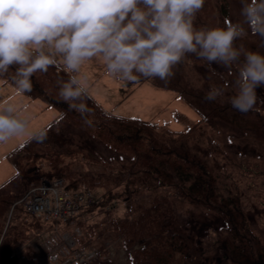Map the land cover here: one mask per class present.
<instances>
[{
	"label": "trees",
	"instance_id": "1",
	"mask_svg": "<svg viewBox=\"0 0 264 264\" xmlns=\"http://www.w3.org/2000/svg\"><path fill=\"white\" fill-rule=\"evenodd\" d=\"M232 1L205 0L196 25L233 21ZM240 44L264 54L259 37L249 35ZM202 66L207 67L205 61L190 55L167 82L142 78L127 83L133 86L127 95L150 83L173 91L190 106L197 118L179 131L119 113L91 92L89 126L58 95L57 81L66 74L58 68L36 73L32 92L25 95L43 100L57 114L37 130H47L46 140L25 143L26 138L5 155L13 171L0 183V264H43L53 254L64 257L65 250L73 254L89 246L94 254L85 264H117L109 247L118 241L129 250L125 264H264V235L253 223L264 228L262 97L247 113L232 108L237 88L231 74H225L224 95L207 100L209 90L191 81ZM99 143L112 153L104 155ZM53 178L70 189L103 190L73 218L48 222L17 201L32 186ZM185 205L204 208L212 218L200 214L195 224L183 222L179 210ZM122 206L124 215L117 211ZM41 230L51 232L50 248L23 257L25 244ZM66 233L73 235L74 247H68Z\"/></svg>",
	"mask_w": 264,
	"mask_h": 264
},
{
	"label": "clouds",
	"instance_id": "2",
	"mask_svg": "<svg viewBox=\"0 0 264 264\" xmlns=\"http://www.w3.org/2000/svg\"><path fill=\"white\" fill-rule=\"evenodd\" d=\"M205 0H0V79L10 80L17 95L32 92V77L58 68V95L69 110L91 126L90 76L84 66L98 61L106 75L125 83L142 78L167 82L190 55L226 69L236 66L232 108L247 113L264 88V54L237 41L253 35L264 48V0H239V16L223 26H197ZM223 89L212 86L206 99ZM11 100L0 103V143L27 137L43 142L47 130L32 132L29 120ZM61 119L65 113H61ZM107 115V113H106Z\"/></svg>",
	"mask_w": 264,
	"mask_h": 264
},
{
	"label": "rangeland",
	"instance_id": "3",
	"mask_svg": "<svg viewBox=\"0 0 264 264\" xmlns=\"http://www.w3.org/2000/svg\"><path fill=\"white\" fill-rule=\"evenodd\" d=\"M239 9V0H233L231 12L234 22L241 19L239 16ZM212 68L215 69L218 75H213L212 71L206 66L198 68L200 74H191V81L194 82L196 87H203L208 90H210L212 86L222 87L226 82L225 74H231L235 81L237 79L235 65L231 69H226L219 65H212ZM83 70L90 76V92L93 96L108 107H114L116 105L115 110L117 112L151 119L152 121H156L162 128L173 131L184 129L197 118V113L180 98H177L173 91L169 89H163L150 83H144L136 86L132 93L127 95L128 91H130L133 86L106 75L105 68L98 61L89 62L84 66ZM257 95L262 97L260 104L264 105V88L258 89ZM43 105V100L36 99L32 105L26 106V111L21 113L28 118L30 131L35 130L34 126L39 118H47L48 122L54 117L49 115L57 113L54 107L48 106V109L42 110ZM24 139L25 137L13 138L6 143H0V183L7 179L13 171L12 165L5 158V152L8 149H12ZM98 146L104 155L109 156L112 153L104 144L99 143ZM102 190L101 188L94 189L96 199L99 197ZM124 210L125 207L122 206V208L117 211H120V213H122L121 215H124ZM206 212L207 210L204 208L185 205L179 210V215L183 222L190 221L195 224L196 216L200 214L205 215ZM206 215L209 217V220L212 218L210 214ZM214 218L220 221V218L216 214ZM253 223L264 235V228L257 224L255 220H253ZM75 230L77 231L78 228H75ZM65 236L69 243L72 244L71 246L74 247L73 235L71 233H66ZM51 243V232L49 230H41L25 244V249L22 252L24 255L23 257L45 253L50 248ZM70 250L71 249L65 250L66 253L64 257H58L52 260L50 258L42 262L43 264H85L86 260L94 254V248L92 246H89L83 251L77 249V251H73V254L70 253ZM109 251L117 264L127 263L129 250L123 248L119 241L112 243L109 247Z\"/></svg>",
	"mask_w": 264,
	"mask_h": 264
},
{
	"label": "built area",
	"instance_id": "4",
	"mask_svg": "<svg viewBox=\"0 0 264 264\" xmlns=\"http://www.w3.org/2000/svg\"><path fill=\"white\" fill-rule=\"evenodd\" d=\"M95 200L97 199L93 189L88 187L70 189L65 186L62 179L53 178L32 186L17 202L21 203L30 214L50 222L69 220L82 206ZM64 237L68 247H71L72 244L65 235ZM50 258L52 260L58 257L53 254Z\"/></svg>",
	"mask_w": 264,
	"mask_h": 264
},
{
	"label": "crops",
	"instance_id": "5",
	"mask_svg": "<svg viewBox=\"0 0 264 264\" xmlns=\"http://www.w3.org/2000/svg\"><path fill=\"white\" fill-rule=\"evenodd\" d=\"M36 99L37 98L34 99V98H31V97H29L27 95H22V96L21 95H17L16 92H15L14 86H12L11 84L5 82L3 79H0V103H6L7 101L11 100L15 105H17V107H24V106L32 105V103H34L36 101ZM115 107H116V105L114 106V108ZM46 109H48V106L44 102V105L42 106V110H46ZM119 113H121V112H119ZM53 114H55V113H52L49 116H54L55 117V115L57 113L55 115H53ZM46 123H47V118H39L38 122H36V124L34 126L35 130L32 131V132H36L38 129H40L42 126H44ZM26 138L27 137H25V139ZM7 151H9V149ZM7 151L5 152L4 155H6ZM5 158H6V156H5Z\"/></svg>",
	"mask_w": 264,
	"mask_h": 264
}]
</instances>
